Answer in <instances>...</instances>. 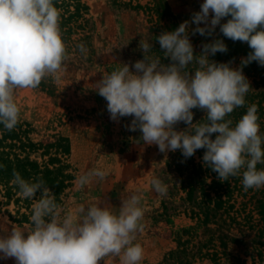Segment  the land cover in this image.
I'll use <instances>...</instances> for the list:
<instances>
[{
  "label": "clouds",
  "instance_id": "clouds-1",
  "mask_svg": "<svg viewBox=\"0 0 264 264\" xmlns=\"http://www.w3.org/2000/svg\"><path fill=\"white\" fill-rule=\"evenodd\" d=\"M60 15L55 0H0V125L7 131L20 120L16 90L35 89L48 76L59 79L67 55ZM217 27L224 37L251 49L241 67L209 59L227 53L223 39L204 43L194 53L190 35L212 37ZM156 41L168 64L151 56L153 44L144 41L139 44L143 59L131 65L135 71L125 63L96 84L110 119L132 117L128 130H139L143 143L158 146L161 153L179 149L187 159L205 149L203 163L221 182L241 176L244 191L264 187V169L257 168L264 164L257 105H249L235 125L228 118L245 105L251 88L243 67L252 62L264 67V0H203L190 21L162 32ZM77 48L81 54L88 52L84 43ZM193 64L195 70L189 71ZM193 109L206 113L205 122L193 123ZM181 122L187 127L178 131ZM106 176L102 168H92L76 184L84 188ZM11 183L19 196L35 203L29 228L0 235V259L14 258L16 264H101L106 257L118 258L119 264H141L144 259L143 247L134 243L143 230L142 193L122 199L118 213L95 203L65 212L42 178L30 182L14 171ZM150 186L160 196L167 194V185L156 176Z\"/></svg>",
  "mask_w": 264,
  "mask_h": 264
},
{
  "label": "rangeland",
  "instance_id": "rangeland-1",
  "mask_svg": "<svg viewBox=\"0 0 264 264\" xmlns=\"http://www.w3.org/2000/svg\"><path fill=\"white\" fill-rule=\"evenodd\" d=\"M82 1L88 6L89 21L85 32L89 36L74 41L58 73V80L55 76H48L43 86L16 90L15 102L23 117L36 127L39 139H50L57 133L69 138L71 152L68 159L75 168L76 177L61 204L65 212L74 211L79 205L95 203L118 213L122 199L140 192L143 194V230L137 233L134 243H139L144 249L141 264H185L179 261L182 253L169 255L176 247L172 232L194 224L192 211L198 210V207L191 202L192 198L187 199L186 192L193 185V197L199 199L202 197L201 189L208 187L211 176L204 177L205 173H201L207 168L202 159L205 149H199L192 157L185 159L179 149L161 153L158 146L144 144L139 130L133 132L126 127L132 117L112 121L107 111V101L95 89L103 74L121 68L122 64H129L130 70L135 71L131 65L143 59L139 44L144 41L153 44L149 53L151 56L160 57L162 63L168 64L170 61L164 58L156 37L162 32L175 30L186 20L190 21L192 14L200 11L203 0ZM224 22L225 19L221 21ZM218 29L212 37L190 35L195 54L201 52L202 44L218 38ZM80 43H84L88 49L86 55L78 50ZM223 58L221 56L217 61L209 57L217 63L231 61L233 68H239L244 56L238 54L232 60ZM195 67V64L190 65L188 70L194 71ZM243 74L251 88L264 89V86L254 87L252 76L247 75L244 67ZM192 111L193 123L205 122V112L199 109ZM241 117V114L234 116L231 113L228 118L235 125ZM258 117L260 134L264 135V115ZM186 127L183 122L176 125L178 131ZM212 138H215V134ZM92 168L105 170L106 178L103 181L94 179L84 188H79L77 177ZM153 176L167 185L166 195L160 196L152 190L150 179ZM224 183V189H229L227 185H232L233 178ZM261 195L264 196V191H261ZM247 196H239L238 200L243 201ZM11 208V205L8 206L10 211ZM30 226V223L12 221L4 207H0V235H5L11 228L27 229ZM185 237L182 236L183 239ZM191 241L187 244V251ZM0 264L16 262L14 258L0 259ZM101 264H119V259L106 257ZM190 264L212 263L207 259L195 258Z\"/></svg>",
  "mask_w": 264,
  "mask_h": 264
},
{
  "label": "trees",
  "instance_id": "trees-1",
  "mask_svg": "<svg viewBox=\"0 0 264 264\" xmlns=\"http://www.w3.org/2000/svg\"><path fill=\"white\" fill-rule=\"evenodd\" d=\"M55 6L61 13L60 30L67 53L74 46V41L89 36L85 32L89 21L88 6L82 0H55ZM228 18H225V22ZM73 35L78 36L71 38ZM218 38L223 39L228 51L210 56L214 60H220L221 56L232 60L238 54L246 57L251 51L247 43L234 42L224 37L219 29ZM244 68L247 75L252 76L254 87L264 86V67L252 62ZM46 79L39 86H43ZM245 100L243 107L233 111L234 116L246 114L251 104L257 105L258 116L264 115V89L250 88ZM70 152L67 136L57 133L50 139H39L36 127L23 117L21 110L19 123L12 131L0 125V207H4L12 221L30 223L32 205L35 203V199H25L17 194L18 188L11 183L13 172H19L30 182L34 178H42L61 205L76 177L75 168L68 159ZM257 168L264 169V164H258ZM201 173H205L204 177L211 176L207 189H201L202 197H193V185L186 192L187 199L192 198L191 202L198 207V210L192 211L194 224L172 232L176 247L169 255L182 253L179 261L185 264H190L195 258L207 259L212 264H264V196L261 195L264 187L253 189L249 194L252 189L244 191L242 177L237 176L226 190L223 187L225 183L218 179V174L211 168L207 167ZM39 196L38 192L36 198ZM239 196H247V199L238 200ZM10 205L12 212L8 209ZM198 229L201 231L198 232ZM184 235L186 237L183 239Z\"/></svg>",
  "mask_w": 264,
  "mask_h": 264
}]
</instances>
